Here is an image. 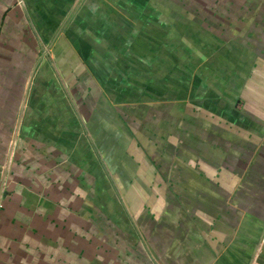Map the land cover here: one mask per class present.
Segmentation results:
<instances>
[{"label":"crops","instance_id":"1","mask_svg":"<svg viewBox=\"0 0 264 264\" xmlns=\"http://www.w3.org/2000/svg\"><path fill=\"white\" fill-rule=\"evenodd\" d=\"M79 253L264 264V0H0V264Z\"/></svg>","mask_w":264,"mask_h":264},{"label":"rangeland","instance_id":"2","mask_svg":"<svg viewBox=\"0 0 264 264\" xmlns=\"http://www.w3.org/2000/svg\"><path fill=\"white\" fill-rule=\"evenodd\" d=\"M50 1H52V0H50ZM79 1H81V0H79ZM222 1V0H221ZM81 3V2H80ZM79 4V3H78ZM48 11V10H47ZM74 11H75V9H74ZM74 11L73 10H71V12L70 13H68V15H67V19L63 22V24H62V26L59 28V33L58 32H56V33H58L57 35L58 36H56V37H59L60 35H61V33H62V31H63V29H64V27H65V25L67 24V22L71 19V16H73V13H74ZM42 46H43V48H42V51H43V53H49V52H51V48L49 47V44H48V42H43L42 43ZM52 47V46H51ZM257 255V254H256ZM82 253H79V254H76L75 255V257L74 256H71V259H70V261H67L66 260V258H63L62 257V262H61V264L63 263V264H82L81 263V260H82ZM257 257H255L253 260H252V262L254 261L255 262V259H256ZM95 259H97V261L99 260V258H98V256H96L95 257ZM93 260V259H92ZM123 264H135L134 263V260L132 259V258H130V256L129 255H127V254H124V256H123Z\"/></svg>","mask_w":264,"mask_h":264}]
</instances>
